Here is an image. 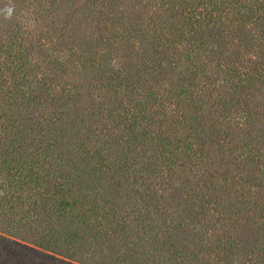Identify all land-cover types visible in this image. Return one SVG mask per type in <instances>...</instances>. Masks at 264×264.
I'll return each instance as SVG.
<instances>
[{
	"label": "trees",
	"instance_id": "obj_1",
	"mask_svg": "<svg viewBox=\"0 0 264 264\" xmlns=\"http://www.w3.org/2000/svg\"><path fill=\"white\" fill-rule=\"evenodd\" d=\"M0 264H264V0H0Z\"/></svg>",
	"mask_w": 264,
	"mask_h": 264
},
{
	"label": "clouds",
	"instance_id": "obj_2",
	"mask_svg": "<svg viewBox=\"0 0 264 264\" xmlns=\"http://www.w3.org/2000/svg\"><path fill=\"white\" fill-rule=\"evenodd\" d=\"M6 11L8 12L9 15H11L12 9H6Z\"/></svg>",
	"mask_w": 264,
	"mask_h": 264
}]
</instances>
